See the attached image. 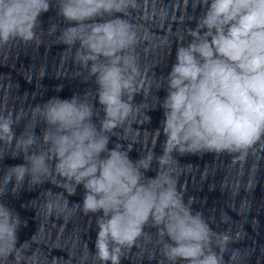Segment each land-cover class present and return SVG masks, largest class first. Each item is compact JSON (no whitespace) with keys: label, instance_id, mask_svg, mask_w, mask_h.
Segmentation results:
<instances>
[{"label":"clouds","instance_id":"clouds-1","mask_svg":"<svg viewBox=\"0 0 264 264\" xmlns=\"http://www.w3.org/2000/svg\"><path fill=\"white\" fill-rule=\"evenodd\" d=\"M52 5L53 0H0V53L18 44L39 46L40 17ZM55 5L67 26L52 24L47 36L66 46L62 59L76 65V75L93 80L96 88L67 99L53 96L26 110H9L6 100L0 107V164L7 158L23 161L0 167V264H20L29 244L18 245L26 222L3 198L45 183L61 191L47 189L31 201L36 214L102 213L96 218L92 253L99 264H120L123 250L146 235L149 223L162 262L239 264L241 251L230 245L242 234L214 231L203 213L193 210L194 198L185 201L178 157L228 153L233 162L244 163L264 145V0H199L203 14L186 30L187 43L178 38L170 72L145 86L136 54L138 35L124 19L137 0H55ZM153 86L167 91L159 102L165 140L160 154L152 151L133 160L124 141ZM137 95L142 102H136ZM151 109L144 111L147 124ZM153 132L158 139L161 130ZM113 136L123 143L109 149ZM149 171L155 176H146ZM81 185L82 204H70L68 196ZM228 219L221 214V222Z\"/></svg>","mask_w":264,"mask_h":264}]
</instances>
